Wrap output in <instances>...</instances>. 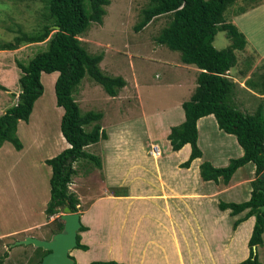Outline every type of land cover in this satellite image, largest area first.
I'll return each instance as SVG.
<instances>
[{
    "label": "rangeland",
    "instance_id": "374dc122",
    "mask_svg": "<svg viewBox=\"0 0 264 264\" xmlns=\"http://www.w3.org/2000/svg\"><path fill=\"white\" fill-rule=\"evenodd\" d=\"M250 1H237L227 9L224 17L225 22L234 24L249 42L245 51H235L236 65L225 74L227 79L236 84L232 96L233 103L237 109L246 114H254L258 107H262L264 110V94L262 93L264 87V3L241 14L248 5L251 8L256 5L253 0L249 4ZM46 3L47 0H0V43L13 42L23 33L31 35L46 25L47 22L42 18L46 12ZM149 3L150 0H109V5L105 7L106 14L102 24L92 23L89 29L78 37L88 53L103 54V59L99 64L103 74L122 77L129 83L130 87L123 91L124 94L120 97V101L126 102L127 96L131 94L134 81L140 86L137 90L139 100H132L134 102L132 108L128 106V109H125L120 116L118 109L110 100L112 97L108 96L103 88L88 75L81 80L73 97L82 113L95 111L103 114L101 123L106 127V133L109 134L114 132L113 127L116 123L133 116L154 118L152 129L156 137L155 141L158 142L153 141L154 143L148 145L147 149L151 151L153 146L158 147L161 156L166 158L165 145L169 147V142L164 133L165 125H160L161 117L162 114L168 113V116L174 111L183 113L181 105L188 101L194 92L193 90L188 91L193 81V73L187 75L188 85L182 89H178L176 86L170 88L162 85L169 78V73L164 74V71L169 70V67L164 66V63L179 64L177 66L182 63L179 52L171 51L166 46L158 45L155 41L161 30L168 26L170 15L157 17L142 31L134 32L133 27L140 21L142 11L149 6ZM54 31L51 29L50 35ZM50 35L42 42L21 43L14 50L0 51V85L7 89L6 91L0 90V116L16 104L20 92L18 79L21 72L17 68L16 61L26 64L34 54L45 50V42L50 39ZM231 43L225 32H218L215 35L213 46L222 50L228 48ZM251 45L254 47L253 49L250 48ZM50 75L45 74L41 77L44 92L35 102L28 122L20 121L18 123L17 137L24 145V151L18 154L10 143H4L0 147V210L9 212L8 217L11 222L16 217L15 214L22 217L21 221H16L17 226L14 221L3 226L4 224L1 222L3 213L0 214V236L10 234L7 236L8 238L4 237V246H14V243L22 238L21 232L26 231L28 227L36 226L28 235L42 237L40 235L46 233V238H50L63 225L59 218L63 211L54 215L52 217L54 219L50 222L46 220L49 218H46L43 211L42 214H39V207L45 206L49 200L47 185L50 179V175H48L50 169L43 163V160L50 159L67 148V143L60 134L61 112L55 103L53 76ZM175 122L170 121V124ZM118 128L119 125L116 126V129ZM217 133V129L213 126L211 133L208 134L212 137L211 145L204 144L201 139L204 160L214 161L221 142L225 144L224 151L228 150L229 156L235 154L233 146L239 149L234 136L230 138V141L233 142V146H231L223 140L227 134L222 132L223 134H218L215 138ZM105 144V141H100L85 148L86 153L101 160L100 168L90 160H79L73 165L76 175L72 177L69 191L78 196V212L83 215L91 206L97 204L93 203V199L102 196L103 200L109 196L127 194V188L122 184L120 187L113 186L110 180L111 175L106 172L108 169L106 161L110 160V156H108V149H106L108 147H105ZM224 155L227 156V154ZM215 162L225 163L228 161ZM249 165L252 167L251 164ZM245 169L243 172H238L237 177L240 173L245 174ZM221 201L223 200L219 199L218 203ZM194 211L199 213L197 208L191 206L190 212ZM99 212V207L92 208V221L96 228L99 227L101 221ZM216 218L222 223L225 216L220 214ZM198 225L201 231H204L203 240L200 243L204 254L211 255L222 248L230 234V228L225 225L221 226L220 237L215 241L205 235L203 221ZM84 227L87 226L84 225ZM262 240V244L257 246L255 251L260 264H264V234ZM244 241V238L239 239L240 249L245 248L246 242ZM242 244L244 245L242 246ZM194 249L192 237L187 236V258L185 257L187 264H211L195 260ZM43 252L37 251L36 262ZM12 253L13 255L18 254L17 250ZM88 255L79 256V261L88 260ZM24 258L27 257L24 256ZM216 262L215 264H224L221 263L223 262L221 259Z\"/></svg>",
    "mask_w": 264,
    "mask_h": 264
},
{
    "label": "trees",
    "instance_id": "16d2710c",
    "mask_svg": "<svg viewBox=\"0 0 264 264\" xmlns=\"http://www.w3.org/2000/svg\"><path fill=\"white\" fill-rule=\"evenodd\" d=\"M237 1L239 0H150L133 30L140 32L155 18L170 15L168 26L156 37V43L179 52L183 64L194 65L200 70L192 96L182 104L185 120L182 124L171 127L167 136L173 152L181 150L186 144L191 147L188 159L179 167L188 169L193 160L202 156L197 146V121L209 115L214 116L219 130L235 136L243 155L230 159L228 165L221 168L203 162L199 166L202 181L217 183L222 179L224 184H228L239 168L248 163L255 166V179L251 182L249 200L239 204L219 202L218 208L221 211L230 210L232 215L247 211L243 219L235 221L233 229L244 219L255 218L248 241L249 256L237 264H260L253 248L262 244L264 234V213L260 214L259 210L264 204V181L260 179L264 171V110L258 107L254 114H246L237 109L232 99L236 84L225 77L226 72L236 65L235 51H245L249 45L243 33L234 24L224 20L227 9ZM253 1L256 5L253 8L248 5L241 14L264 3V0ZM108 5L109 0H47L46 12L42 16L46 25L31 35L23 33L13 42L0 43V51H11L21 43L45 41L50 35L51 27H59V31H54L45 42V50L34 54L26 64L16 61L21 72L18 79L20 92L16 104L0 116V147L4 143H10L20 151L22 143L17 137V126L20 121L28 122L35 102L43 95L41 74L59 73L54 93L57 107L63 109L60 132L69 147L45 160V164L51 168L50 199L45 209L47 218L57 215L65 207L72 213L78 212L79 198L69 191L72 177L76 175L74 163L90 160L98 168L101 167V160L86 153L85 148L107 139V134L100 125L102 115L94 111L81 112L73 97L77 86L86 75L110 97L117 96L125 86L122 77H111L100 70L103 54L88 53L78 40L92 23L102 24L106 14L105 7ZM218 32H225L231 40L228 48L218 50L213 46ZM0 90L7 89L0 85ZM262 90L264 94V87ZM87 127L90 129L87 130ZM62 228L63 225L57 232ZM86 230V227H82L80 232ZM76 249L87 250L80 243L79 236ZM37 251L41 253L42 250ZM47 253L44 251L35 264H40ZM3 258L0 257V264ZM89 264L120 263L92 261Z\"/></svg>",
    "mask_w": 264,
    "mask_h": 264
},
{
    "label": "crops",
    "instance_id": "0c3cea01",
    "mask_svg": "<svg viewBox=\"0 0 264 264\" xmlns=\"http://www.w3.org/2000/svg\"><path fill=\"white\" fill-rule=\"evenodd\" d=\"M246 40L249 43L247 37ZM164 64V66L169 67L168 71H164L166 75L169 73V78L162 85L170 88L176 86L178 89H182L188 85L187 75L193 73V81L188 91H194L197 86V76L200 73L197 67L183 63L180 65L182 67L172 62ZM44 75L45 73H42L41 77ZM58 75V72L50 75L53 76V87ZM128 87L130 85L125 80V86L117 96L110 99L118 109L120 116L125 109H128V106L132 108L134 103L132 100H139L137 90L140 86L134 81L131 94L127 96L126 102L124 100L120 101V97L124 94L123 91ZM59 111L61 117L63 109L60 108ZM167 114H162L160 122V125L166 127L164 129L166 136L170 133V127L180 125L185 120L184 111L183 113L174 111L168 116ZM101 115L102 121L103 114L101 113ZM133 117L116 123L113 127L114 132L106 133L107 139L103 140L106 142L105 147H108L106 149H108V156H110V160L106 161V168H108L106 172L111 175L110 180L113 186L120 187L122 184L127 188V194L125 196H109L103 200L102 196L93 199V203L97 204L91 206L81 217L83 224L87 226V230L79 233L80 243L87 246L88 249L86 251L74 249L70 252L71 257L77 264H89L92 261H115L120 264H187L185 259V257L187 258V236H191L195 248L193 251L195 260L210 262L211 264L217 263L218 259H221L223 261L221 263L224 264H237L245 260L249 256L248 241L255 218L244 219L234 230V222L243 219L247 211L237 215H232L230 210L221 211L218 208V200L221 199L223 200L221 202L224 203L237 204L248 201L252 191L251 182L255 179V166L248 163L239 168L228 184H224L222 179L217 183L202 181L199 169L200 164L203 162H209L214 167L221 168L228 165L231 157H234L232 159L241 157L243 155L242 148L237 141L239 149L235 148L233 142L230 141V138H233L234 135L228 136L229 134H227L223 140L233 146L235 154L229 156L228 150L224 151L225 144L221 142L214 156V161L204 160L201 139H203L204 144L211 145L212 137L208 134L211 133L213 126L218 131L215 138L218 134L224 132L218 129L213 115L200 118L197 121V146L201 150L202 156L193 160L190 167L185 169L180 168L179 165L188 159L191 152L190 145L186 144L181 150L173 152L169 143V147L165 145L166 158H163L162 154L160 157H155L151 154L150 149H147L148 145L153 144V141L156 140L152 129L154 118H148V116ZM101 121V127L106 130ZM170 121L176 122L170 124ZM117 125H119L118 129H116ZM24 149L22 144V149L17 151L18 154H21ZM224 154H227V156ZM215 161L228 162L216 163ZM43 163L45 164L44 160ZM244 168H246V173H240L237 177V173L243 172ZM49 169L50 174L48 175L51 176V168L49 167ZM47 204L48 202L45 206L39 207V214H42V211L45 214ZM95 206L100 208L101 221L98 228L94 226L91 215L92 208ZM191 206L197 208L199 213L190 212ZM0 214L3 217L2 221L0 220L3 222V226H7L13 221L17 226L16 221L22 220L19 214H15L16 217L12 222L8 217L9 212L0 210ZM220 214L225 216L223 224L216 218ZM53 219L51 217L46 220L50 222ZM202 221L205 235L215 241L219 239L224 225L230 228V234L226 242L223 243L222 248L211 255L204 254L200 247L204 231H201L198 224ZM34 227L36 226L28 227L26 231L21 232L23 236L18 240H23L25 237H35L41 240L49 239V237L46 238V233L41 234L42 237L28 235ZM17 233L20 234V232ZM8 235L10 234L0 236V257L3 258L6 254L1 264H35L37 248L31 245L27 247L22 245L21 247L4 246V237L8 238ZM240 238L245 239V248L240 249L238 245ZM14 250H17V255L20 256L13 255ZM86 254H89L87 257L89 259L79 261V256ZM91 254L93 256H90ZM24 256L27 258H24Z\"/></svg>",
    "mask_w": 264,
    "mask_h": 264
},
{
    "label": "water",
    "instance_id": "95a60500",
    "mask_svg": "<svg viewBox=\"0 0 264 264\" xmlns=\"http://www.w3.org/2000/svg\"><path fill=\"white\" fill-rule=\"evenodd\" d=\"M55 31H59L58 26L51 27ZM260 179L264 181V171L260 175ZM264 194V191H263ZM260 214L264 213V204L259 208ZM82 214L80 212L72 213L68 207L63 209L60 220L63 222V228L50 236L47 240L37 239L35 237H25L23 240L14 243V246L31 245L37 249L48 252L43 256L40 264H77L71 257L70 252L77 247V236L80 229L84 227L82 222ZM256 251V248H253Z\"/></svg>",
    "mask_w": 264,
    "mask_h": 264
},
{
    "label": "bare ground",
    "instance_id": "6f19581e",
    "mask_svg": "<svg viewBox=\"0 0 264 264\" xmlns=\"http://www.w3.org/2000/svg\"><path fill=\"white\" fill-rule=\"evenodd\" d=\"M153 156H160L161 152L159 151L158 147L153 146L152 150L150 151Z\"/></svg>",
    "mask_w": 264,
    "mask_h": 264
},
{
    "label": "clouds",
    "instance_id": "9594fccd",
    "mask_svg": "<svg viewBox=\"0 0 264 264\" xmlns=\"http://www.w3.org/2000/svg\"><path fill=\"white\" fill-rule=\"evenodd\" d=\"M103 129V128H102ZM104 130V129H103ZM105 131V130H104ZM61 133V132H60ZM63 137V136H62ZM68 145V144H67ZM69 146V145H68ZM63 211V210H62ZM225 211V210H224ZM257 249V247H255Z\"/></svg>",
    "mask_w": 264,
    "mask_h": 264
}]
</instances>
